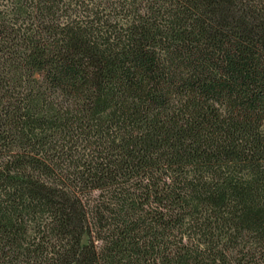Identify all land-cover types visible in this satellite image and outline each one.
Masks as SVG:
<instances>
[{
    "label": "trees",
    "instance_id": "1",
    "mask_svg": "<svg viewBox=\"0 0 264 264\" xmlns=\"http://www.w3.org/2000/svg\"><path fill=\"white\" fill-rule=\"evenodd\" d=\"M0 264H264V0H0Z\"/></svg>",
    "mask_w": 264,
    "mask_h": 264
}]
</instances>
